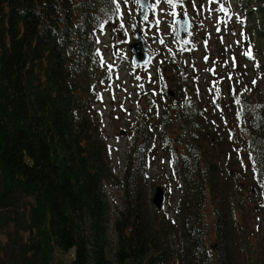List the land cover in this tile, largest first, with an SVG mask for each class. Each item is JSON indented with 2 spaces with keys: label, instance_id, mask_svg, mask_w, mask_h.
<instances>
[{
  "label": "trees",
  "instance_id": "16d2710c",
  "mask_svg": "<svg viewBox=\"0 0 264 264\" xmlns=\"http://www.w3.org/2000/svg\"><path fill=\"white\" fill-rule=\"evenodd\" d=\"M254 1L264 78V0ZM113 2L0 0V264H264V244L255 247L239 220L244 186L210 150L213 125L196 95L163 112L153 93L119 182L124 209L110 257L105 184L116 175L90 105L116 73L94 39L109 30ZM252 97L242 130L264 207V91ZM157 143L173 155L175 214L150 198Z\"/></svg>",
  "mask_w": 264,
  "mask_h": 264
},
{
  "label": "rangeland",
  "instance_id": "374dc122",
  "mask_svg": "<svg viewBox=\"0 0 264 264\" xmlns=\"http://www.w3.org/2000/svg\"><path fill=\"white\" fill-rule=\"evenodd\" d=\"M113 1L119 8L111 16L109 30L97 33L94 39L104 58L113 63L116 73L108 86L100 88L90 105L99 133L109 147L108 158L116 175L114 182L105 184L111 207L110 257L114 259L116 245L114 222L124 209V188L119 182L129 164L130 141L137 130L140 111L146 107L145 98L150 89L156 90L154 97L163 112L165 107L180 105L186 93L197 90L199 105L213 125L208 128L207 136L212 140L209 148L225 171L239 176L245 189L238 213L240 223L255 247L259 243L263 245V197L253 179L252 164L246 157V136L242 130L250 119L243 108L244 102L249 96L258 100L264 91L261 67L254 61L255 50L261 45L253 32L259 22L250 12L247 25L242 21L243 6L249 5L252 9L256 1L173 0L169 3L168 0H153L154 7L147 19L140 22L146 44L153 54L152 63L144 68L134 66L130 49L135 41L132 24L140 13L138 3L136 0ZM184 14L190 16L192 29L189 36L179 38L177 20ZM249 50L254 60L245 54ZM165 52H168L167 62L163 61ZM214 85L215 92L208 88ZM168 90L175 94L173 101L166 98ZM159 114V120L153 122L156 125L163 118L162 113ZM151 154L148 167L151 201L153 203L157 187H162L165 190L162 208L168 214H175L181 191L171 168L173 156L165 145L158 143ZM0 239L6 241L2 234Z\"/></svg>",
  "mask_w": 264,
  "mask_h": 264
},
{
  "label": "water",
  "instance_id": "95a60500",
  "mask_svg": "<svg viewBox=\"0 0 264 264\" xmlns=\"http://www.w3.org/2000/svg\"><path fill=\"white\" fill-rule=\"evenodd\" d=\"M138 3L141 6L140 16L143 19L147 14L148 8L151 6V0H138ZM137 21L138 20H135L133 24V28L135 30L137 29ZM190 25L191 22L188 15H185L184 18H181L179 20L178 30H179V35L181 37L189 33ZM136 40L137 42L132 45L134 62L137 64L146 63L149 59V55L147 53V47L140 31H136ZM164 196H165L164 189L158 187L155 196L153 198V202L157 207L159 208L162 207V204L164 202Z\"/></svg>",
  "mask_w": 264,
  "mask_h": 264
},
{
  "label": "snow or ice",
  "instance_id": "6c2138e0",
  "mask_svg": "<svg viewBox=\"0 0 264 264\" xmlns=\"http://www.w3.org/2000/svg\"><path fill=\"white\" fill-rule=\"evenodd\" d=\"M125 2H127V0H125ZM158 2H159V0H158ZM168 2H169V3H172V0H168ZM118 8H119V4L117 3V9H118ZM221 10H223V9H221ZM145 19H147V17H145ZM245 54L248 55V56H251V52H250V50H249L248 52H246ZM206 59H207V58H206ZM209 71H211V70H209ZM253 83H255V81H254ZM236 102L239 103V100H237ZM257 107H259V106H257Z\"/></svg>",
  "mask_w": 264,
  "mask_h": 264
}]
</instances>
